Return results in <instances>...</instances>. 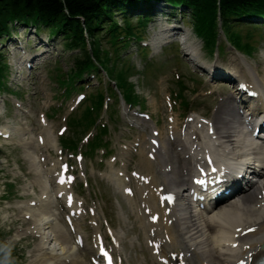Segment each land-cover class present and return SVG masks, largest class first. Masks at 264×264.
Wrapping results in <instances>:
<instances>
[{
  "label": "bare ground",
  "instance_id": "1",
  "mask_svg": "<svg viewBox=\"0 0 264 264\" xmlns=\"http://www.w3.org/2000/svg\"><path fill=\"white\" fill-rule=\"evenodd\" d=\"M68 7L63 8L59 14H64L65 10L70 13ZM46 15L48 18L50 16L52 18L57 16L53 10H48ZM190 53L195 58H199L198 44L190 46ZM244 67L250 76H252L254 84L259 86L260 89H264V74L257 79V70L252 69L247 64ZM235 71L240 74L242 72L240 69H236ZM226 99L230 100V96H227ZM262 100L264 101V96ZM214 119L215 126L218 130L216 132L218 141L222 144V146H218L219 152L231 150L234 157L241 158L248 156L249 150H255L253 153L264 161V146L257 147V145L249 141L242 128L240 119L227 102L220 103L218 111L212 120ZM238 133L242 136L238 137ZM199 137L204 141V137L201 134ZM161 139L165 142L164 135L161 136ZM166 144L169 148V143ZM178 145L185 146V142L181 140ZM26 152L32 162L35 163L36 169L40 170L41 165L37 163V156L35 157L33 147H27ZM141 154L140 162L143 165V170H145L143 172L148 177H151L150 184L145 186V188H149L150 190L145 200L153 211L163 212L164 209L158 206L157 196L150 187L170 183L172 188L176 187L178 191H184V181L181 179L182 175L179 174V170L183 168L189 169L192 158L185 160L178 152L171 153L170 149L167 150L166 148L165 154L162 155L163 161L159 157L151 161L147 156H143L142 151ZM245 159L243 158L242 160ZM168 166H171V170L169 172L164 171L163 168ZM45 183L50 184V180H47ZM262 187L264 188V174L262 175L260 183H255L252 186L253 190L251 191V188L245 192L241 199L233 200L203 213L190 210L187 202L182 200L181 204L174 207L172 212L167 215V220L175 218L177 222L173 223V225L177 226L169 227L172 241H166L164 248L181 245L189 254L186 258L188 264H203L205 261L208 264H223L226 262L232 264L238 257L240 259L243 258L249 251H254L260 242L264 243V202H261L257 197ZM45 192L48 197H52L49 190ZM256 202H258L257 206L254 205ZM52 203L53 199H37L36 207H31L27 203L22 205L31 215L32 222L35 224L33 229L41 235L38 249L36 247L33 249L37 253L36 255H31V259L27 264H31L34 261L38 262V264H56V261L66 257L71 258L73 263L78 264L80 257L76 254L75 246L72 245L68 235L61 234L60 229L58 231L56 230L57 222H54ZM165 215V213H162L161 219H164ZM253 225L258 226L257 230L254 233L244 236L246 240L244 243L251 245L249 251H237L236 249H230L225 246L238 226H242L244 229ZM162 227H168V224L164 222ZM237 232H239V229ZM24 234L25 232L23 234L19 233L16 237L19 238Z\"/></svg>",
  "mask_w": 264,
  "mask_h": 264
},
{
  "label": "rangeland",
  "instance_id": "2",
  "mask_svg": "<svg viewBox=\"0 0 264 264\" xmlns=\"http://www.w3.org/2000/svg\"><path fill=\"white\" fill-rule=\"evenodd\" d=\"M191 25V24H190ZM191 30V28H190ZM244 31V29H242ZM151 38V36H149L147 39L149 40ZM221 38L223 39L224 37L221 35ZM199 40V39H198ZM260 40H264V36L260 38ZM179 48L180 45L178 44ZM178 46H174L173 47V53L172 50L167 51L166 52V56L164 58L159 59L161 56L157 57L156 59L161 61H165V63H168L167 66H165V70L166 72L164 74L159 73L160 77H157V79L153 82L152 79L150 78L148 81H146V84H148L149 86L152 85V82L154 83V86L152 87L153 90H150L149 88L146 87V84H143L140 80H137V87L138 88V92L143 95L142 97H146L147 98V102L144 101V105L146 106V109L142 106V109L145 111H148L150 113L153 114V118L158 119L159 121V127L160 129H164L166 128V114H167V109L163 100V93L168 90V89H182V87H178V81L175 80L174 78V69H171L172 67L177 68L181 74H182V79L180 80L181 82L185 83V89H182L185 93V99H187V101L190 103V106L188 109H181V112L184 114L186 112H188V110L190 108L192 109H196L198 110L200 113H205V114H209V111L212 107L213 104L218 103V100L220 99L219 94L220 95H226L229 93V90L224 89L223 87H218L217 92L211 96V97H204L203 93L207 92V90L212 86L209 85V83H207L204 79L198 77L197 75H195L194 73H192L193 70V66L192 64H190L186 58L184 57L183 53L178 49ZM132 49V50H131ZM169 49V48H167ZM136 48L134 46V44L132 43V47L130 46V49H127V53H131L130 54V60L133 61L134 64H136L137 68L139 69H143V65H144V61L142 59V57L140 58L139 54L137 55V52L139 51H135ZM132 51V52H130ZM179 51L181 52V55L183 57L180 56V60L177 61H172L169 60L168 58H170L173 54H179ZM150 53L153 54L152 51L149 50ZM59 54L58 57L61 58V65H60V69L57 71L55 65H52L51 68H40L38 70V74H32L31 77L27 76L26 73H23V78H19V83H22V87L23 89H25L26 91H30L35 94L36 100L37 102H39L40 99H43L41 104H38L32 113L33 117H27L25 118V116H21L19 117L18 115H15L14 111L12 110V108L8 107V110L10 111L8 118H0V124H8L11 122H16L17 124H19L21 126V131L20 133H18L16 136L14 137L15 139H18V142H11L10 144L12 145L11 147H5L4 146V150L0 151V168L4 167L3 164L6 159L8 158L9 161L11 162V164L14 166L15 161L17 163V167H21L22 170L24 169L23 172H25V164L23 166L22 162H24L25 160L23 159L24 156V149L23 147H21L20 145H18L19 143H22L23 140L21 138V133L22 132H27L26 134H28V138L27 140L30 139V136L32 134V132H34V130H38L39 128V122L37 121V118L35 117V111H40L41 109H43V102L47 101V97L46 94L49 96L54 95L57 92L56 86L58 84L57 82V74L61 73V72H66L68 71L71 66H72V59L71 57H69V53L64 52L63 53V48L60 45L58 47L57 50V55ZM202 54L204 57H209L206 58L207 61H210V63L216 61L217 59L215 58H210L209 54L207 53L206 50H204L202 48ZM261 54H263L262 56L259 57V55H255L257 57H254L255 59H251L252 64L254 66H257L259 68L260 71H262L264 69V48L261 51ZM158 55V54H157ZM237 54L234 53V49L230 48H224L221 51V56L219 57V61H223L224 65H230V63L232 62V64L234 65H238L239 64V60L237 59ZM130 61V62H131ZM168 66H172L168 69ZM232 66V65H231ZM59 67V66H58ZM152 67H155V65H151L149 64L147 66V69H150ZM239 67V65L237 66ZM22 76V74H21ZM104 77L106 78V76L104 75ZM136 76H131L132 80L136 81ZM23 80V81H22ZM194 80V81H193ZM17 86V85H16ZM218 86V85H215ZM228 86V85H227ZM155 89V90H154ZM228 89H231L230 87ZM196 92V94H194ZM95 93V92H94ZM196 95V96H194ZM207 96V95H206ZM25 105L28 109H30V106L27 104V102H25ZM187 106V105H186ZM121 107V102L117 99L115 105L110 107L109 112H111V110H114V115L117 113L118 114V120L117 121H113L110 120V129H112V138L115 139L116 141H120L123 136H122V131L121 129L124 127V125H127L126 121L119 115L120 111H122ZM35 110V111H34ZM84 114H81L79 118H82ZM28 124H27V123ZM32 129V130H31ZM122 136V137H121ZM10 146V145H8ZM14 147L16 148V150H14ZM7 152V153H5ZM4 161V162H1ZM138 165L141 166L140 164V160L138 162ZM13 169V168H12ZM18 170H11L9 168H7V172L5 170H2L0 172V192H5L9 194L10 190H14L12 192L13 196H10L9 198H7V200L4 201H0V231H2L1 233V237H0V248L3 245L9 244L11 246H15L14 248V253H15V257L12 258V262L14 264H24L26 262H28V257L26 255V253H29V250L32 249L34 247V243L39 241V239H31L30 237H24L23 239H21L20 241H17L18 244L15 243V233L17 232L18 227L22 226L23 228L29 226L30 221H27L26 223H24L25 221L19 217V219L14 220L15 222L17 221L16 225L15 223H11L12 219H11V214H17L18 216L19 213L17 210L13 209H9L7 207V204H17L18 199L20 198V192H23V187L25 186V183L23 182L24 179L22 178L21 180H18V178L16 179V182H20L19 184L21 185H17L16 188L14 189H10L8 186V180H6V174L7 176L9 175V177L13 178V175L9 174V173H14L17 172ZM18 175V173H15ZM25 198V197H24ZM30 198V197H27ZM113 199H110V202ZM110 205V204H109ZM110 211L117 212L119 210L116 202L112 203V206L110 205L109 208ZM7 211V213L10 215L7 216L9 217L8 221L4 224V214ZM62 222V220H60ZM119 222V219H118ZM62 227L65 229L64 224L62 222ZM9 228H11V230L9 231ZM66 230V229H65ZM67 231V230H66ZM72 241V239H71ZM127 250H128V255L130 256V260L132 262V264H149L148 259H147V255L144 253V251H138L136 254V250H133L129 247V245H127ZM83 253H81V259H83ZM146 257V261H143V258ZM86 260V259H85ZM88 261L86 260L85 262H80L79 264H87ZM35 264V262L33 263Z\"/></svg>",
  "mask_w": 264,
  "mask_h": 264
},
{
  "label": "trees",
  "instance_id": "3",
  "mask_svg": "<svg viewBox=\"0 0 264 264\" xmlns=\"http://www.w3.org/2000/svg\"><path fill=\"white\" fill-rule=\"evenodd\" d=\"M107 0H0V10L6 15V10L12 8L14 11H25L23 6L31 7V4L38 5L44 11L53 10L60 18L68 19L72 17L73 24L79 25L75 17H84L86 27L91 33H96L97 27L103 23L107 14L111 13V7ZM195 7L196 29L204 37L208 38L211 43L215 41V12L218 0H183ZM223 13L227 16L225 25L231 33V37L237 44H240V36L234 30L233 24L229 17L248 13H264V0H219ZM69 6L68 13L60 15L62 9ZM14 13V12H13ZM18 14V13H15ZM4 15V16H5ZM77 22L78 24H76ZM77 28V29H78ZM82 28V27H81ZM96 56H100V49L95 50Z\"/></svg>",
  "mask_w": 264,
  "mask_h": 264
}]
</instances>
